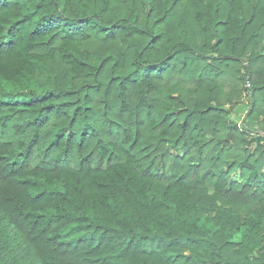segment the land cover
I'll use <instances>...</instances> for the list:
<instances>
[{
	"label": "trees",
	"instance_id": "1",
	"mask_svg": "<svg viewBox=\"0 0 264 264\" xmlns=\"http://www.w3.org/2000/svg\"><path fill=\"white\" fill-rule=\"evenodd\" d=\"M0 264H264V0H0Z\"/></svg>",
	"mask_w": 264,
	"mask_h": 264
},
{
	"label": "rangeland",
	"instance_id": "2",
	"mask_svg": "<svg viewBox=\"0 0 264 264\" xmlns=\"http://www.w3.org/2000/svg\"><path fill=\"white\" fill-rule=\"evenodd\" d=\"M231 75L234 76L233 74H231ZM232 76L231 77L228 76V79H227L228 85L225 87V91L228 93L230 92L231 89L240 90L239 84L237 83L236 78H233ZM240 100L243 104L242 109H241L242 112L239 114L234 113V114L230 115L229 119L236 118L237 120H239V123L241 124L243 122V119H244V114H246V112L248 110V98L246 97V95H242V98ZM226 108H228V107H226Z\"/></svg>",
	"mask_w": 264,
	"mask_h": 264
}]
</instances>
